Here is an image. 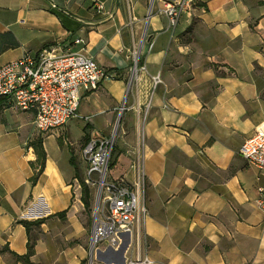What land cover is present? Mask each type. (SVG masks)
Listing matches in <instances>:
<instances>
[{"label": "crops", "instance_id": "1", "mask_svg": "<svg viewBox=\"0 0 264 264\" xmlns=\"http://www.w3.org/2000/svg\"><path fill=\"white\" fill-rule=\"evenodd\" d=\"M151 2L0 0V33L20 43L0 54V66L53 46L82 49L116 76L84 94L85 122L42 137L46 161L35 183V116L0 100V264H87L82 140L111 136L122 114L111 177L134 182L141 160L143 231L155 264H264L256 204L264 177L239 153L264 126V0H193L174 28L159 13L163 0L150 14ZM135 50L146 71L132 79ZM77 124L88 130L74 144ZM23 220L35 223L29 232ZM29 242L30 257L18 258Z\"/></svg>", "mask_w": 264, "mask_h": 264}, {"label": "built area", "instance_id": "2", "mask_svg": "<svg viewBox=\"0 0 264 264\" xmlns=\"http://www.w3.org/2000/svg\"><path fill=\"white\" fill-rule=\"evenodd\" d=\"M193 0H163L159 13L174 28L185 9ZM152 0L149 13L154 11ZM103 9V5L98 6ZM57 9L56 5H52ZM76 40V44H82ZM154 44L149 45V51ZM140 53L134 51L132 79L138 71H146L139 65ZM116 76L89 57L82 49L63 52L47 46L33 53H24L16 60L0 66V100L23 112H32L34 125L41 134H50L76 119L85 93L98 90L99 86ZM148 106L161 83L160 76L152 78ZM148 109V107H147ZM124 108L121 109V113ZM146 114L144 119L146 118ZM143 137V131H140ZM115 145V134L103 139H90L82 153L87 163L84 183L95 188L91 217L89 244L90 264L97 262L101 252H121V264H155L147 253V238L143 231L148 214L146 202V178L138 158L134 182L111 177L110 162ZM240 155L257 168L264 177V126L240 147ZM257 207L264 213V187L259 188ZM103 264H117L109 262Z\"/></svg>", "mask_w": 264, "mask_h": 264}, {"label": "trees", "instance_id": "3", "mask_svg": "<svg viewBox=\"0 0 264 264\" xmlns=\"http://www.w3.org/2000/svg\"><path fill=\"white\" fill-rule=\"evenodd\" d=\"M191 29L192 28H190L189 30H191ZM19 47H20V43L12 32L8 31V32L0 33V54L6 52L8 50H11V49H17ZM30 145L34 148V150L38 156V162H39V166H40L39 171L37 172L35 177L32 179V182L35 183L37 181L38 177L40 176V174L43 172V169L45 166V161H46V153H45V150L43 147V140L42 139H38V140L32 142ZM73 162H74V160H73ZM115 163H116V161L114 160L112 166ZM79 182H80V185L82 187V202L85 206L86 211L89 213V210L91 207V205H90V201H91L90 188L84 183L82 178H79ZM62 215L64 216V214H62ZM20 223L24 225V227L27 229L28 232L30 230V227L32 225H35V223H31V222H28L25 220L21 221ZM32 252H33V243L29 242L28 253L25 256L18 257V258L28 259L30 257V255L32 254ZM83 264H86V262H84Z\"/></svg>", "mask_w": 264, "mask_h": 264}, {"label": "rangeland", "instance_id": "4", "mask_svg": "<svg viewBox=\"0 0 264 264\" xmlns=\"http://www.w3.org/2000/svg\"><path fill=\"white\" fill-rule=\"evenodd\" d=\"M14 54H16V53H11L10 55H9V57H11L12 55H14ZM4 59V57H0V62H1V60H3ZM134 65V64H133ZM122 116H123V114L121 115V121H120V123L118 124L117 123V125H116V127L114 128V134H115V145H114V149H113V152H112V156H111V162H110V170L112 169V164H113V162H114V159H115V155H116V142H117V140H118V137H119V135H120V133H121V130H122V122H123V119H122ZM77 120H79L80 122H85L80 116H79V114H78V117L76 118ZM74 120V119H73ZM65 127V126H64ZM64 127H62V128H64ZM62 128H60V129H62ZM83 130H84V132H86V130H88V125H86L85 127H84V129L82 128V126L81 125H76V126H74V127H72L71 128V139H72V142H74V144L75 143H77V140L81 137V135L83 134ZM54 131H56V130H54ZM53 131V132H54ZM40 135H39V137L38 138H36L34 141H36V140H38V139H42V137L44 136V134H41V133H39ZM45 135H47V134H45ZM64 138H66V136L64 137ZM89 139V137H88V135H86L84 138H83V140H82V149L86 146V144H87V142L89 141L88 140ZM34 141H32V142H34ZM31 142V143H32ZM30 143V144H31ZM84 179H85V177L83 178V181H84ZM81 190H82V187H81ZM90 192H91V201H90V205H91V207H90V210H89V216L90 217H92V209H93V207H94V199H95V188H90ZM100 257H99V259H97L98 261L97 262H94L93 264H103V263H109V262H116L117 264H121L122 262H123V258H122V256H121V252H119L118 254H114V253H112V252H110V251H106V252H101V254L99 255ZM87 264H90V261L88 260V262H87Z\"/></svg>", "mask_w": 264, "mask_h": 264}, {"label": "water", "instance_id": "5", "mask_svg": "<svg viewBox=\"0 0 264 264\" xmlns=\"http://www.w3.org/2000/svg\"><path fill=\"white\" fill-rule=\"evenodd\" d=\"M120 123V119L118 120V124Z\"/></svg>", "mask_w": 264, "mask_h": 264}]
</instances>
